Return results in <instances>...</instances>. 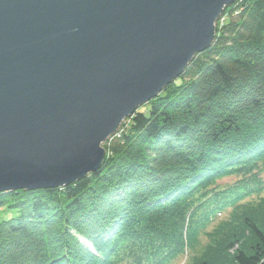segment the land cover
Wrapping results in <instances>:
<instances>
[{
  "label": "trees",
  "instance_id": "16d2710c",
  "mask_svg": "<svg viewBox=\"0 0 264 264\" xmlns=\"http://www.w3.org/2000/svg\"><path fill=\"white\" fill-rule=\"evenodd\" d=\"M123 121L99 172L0 192V264H264V0Z\"/></svg>",
  "mask_w": 264,
  "mask_h": 264
},
{
  "label": "water",
  "instance_id": "95a60500",
  "mask_svg": "<svg viewBox=\"0 0 264 264\" xmlns=\"http://www.w3.org/2000/svg\"><path fill=\"white\" fill-rule=\"evenodd\" d=\"M236 0H0V192L67 186L209 48Z\"/></svg>",
  "mask_w": 264,
  "mask_h": 264
},
{
  "label": "rangeland",
  "instance_id": "374dc122",
  "mask_svg": "<svg viewBox=\"0 0 264 264\" xmlns=\"http://www.w3.org/2000/svg\"><path fill=\"white\" fill-rule=\"evenodd\" d=\"M224 11V10H223ZM222 14V13H221ZM220 17H221V15H220ZM219 17V18H220ZM219 18H218V20H219ZM224 19V17L222 16V18H221V20H223ZM217 20V21H218ZM216 21V22H217ZM215 26H216V24H215ZM175 80V79H174ZM173 80V81H174ZM172 81V82H173ZM171 82V83H172ZM170 84V83H169ZM168 84V85H169ZM167 86V85H166ZM165 86V87H166ZM126 121V118L124 119V121L123 122H125ZM108 140V139H107ZM107 141H105L104 143H106ZM103 148L105 149V147H104V145H103ZM236 181V179L233 177V178H226V179H223V180H221L220 181V183L221 184H233L234 182ZM222 216H219L218 218H221ZM211 224H209L208 226H207V230H210L213 226H214V223L216 224V222L215 221H212V222H210ZM186 263V260H185V258L183 257L182 259H180L179 261L177 260L176 262H174L173 264H185ZM172 264V263H171Z\"/></svg>",
  "mask_w": 264,
  "mask_h": 264
},
{
  "label": "bare ground",
  "instance_id": "6f19581e",
  "mask_svg": "<svg viewBox=\"0 0 264 264\" xmlns=\"http://www.w3.org/2000/svg\"><path fill=\"white\" fill-rule=\"evenodd\" d=\"M225 8H226V7H225ZM225 8H224V9H225ZM148 102H149V101H148ZM138 108H139V107H138ZM138 108H137V109H138ZM127 118H128V117H127ZM109 138H110V136H109L107 139H109ZM107 139H106L105 141H107ZM105 141H104V142H105ZM104 142L101 144L102 147H103V145H104ZM105 154H106V149H105ZM104 158H105V155H104ZM103 162H104V161H103ZM102 164H103V163H102ZM101 166H102V165H101ZM97 171L99 172V169L96 170V171H94L93 173H96ZM62 187H63V186H62ZM42 189H45V188H42Z\"/></svg>",
  "mask_w": 264,
  "mask_h": 264
}]
</instances>
